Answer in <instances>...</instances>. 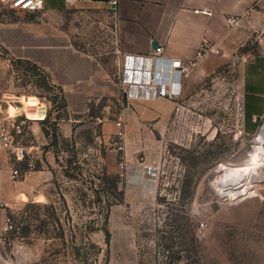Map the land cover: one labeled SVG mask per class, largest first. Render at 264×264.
<instances>
[{
    "label": "rangeland",
    "instance_id": "374dc122",
    "mask_svg": "<svg viewBox=\"0 0 264 264\" xmlns=\"http://www.w3.org/2000/svg\"><path fill=\"white\" fill-rule=\"evenodd\" d=\"M43 10L0 0L3 112L31 95L46 107L44 118L22 112V161L0 146L9 159L0 264H264V166L232 192L217 184L221 165L250 162L264 125L246 114L243 94L257 75L242 58L257 53L256 34L188 61L179 96L125 103L113 13ZM37 42L57 47L60 71L71 50L88 58L98 84L70 106L64 72L49 69ZM11 167L22 174L12 178Z\"/></svg>",
    "mask_w": 264,
    "mask_h": 264
},
{
    "label": "crops",
    "instance_id": "0c3cea01",
    "mask_svg": "<svg viewBox=\"0 0 264 264\" xmlns=\"http://www.w3.org/2000/svg\"><path fill=\"white\" fill-rule=\"evenodd\" d=\"M65 7L78 8L90 16L94 13H113L117 25L116 49H120V53H149L156 41L165 44V54L181 56L188 62L194 59L205 38L226 51V47L237 41L243 45L250 35L256 34L257 53L251 58L250 52L242 54V58H246L244 65L257 67L256 79L252 81L256 85L247 80L243 94L249 100L246 114L251 121H258L264 115V0H45L40 10L57 12ZM229 17H237V23L229 24ZM31 28L33 36L40 34L35 25ZM32 46V50H37L36 53L46 62H51H48L50 70L58 75L64 72L65 79L58 81L66 90L70 106L74 104L76 94L89 92L93 85L98 84L88 58L71 50L73 60L69 61L68 54H64L66 61L63 71H60L58 64L62 65V62L57 56V47L40 42ZM52 57L55 62L50 60ZM120 59L121 54L118 62ZM82 86L86 89H80ZM252 126L255 127V124ZM8 165V157L0 151V188L8 178ZM41 171L37 170L33 176L39 177ZM27 180L28 174L22 181Z\"/></svg>",
    "mask_w": 264,
    "mask_h": 264
},
{
    "label": "built area",
    "instance_id": "2783aa9c",
    "mask_svg": "<svg viewBox=\"0 0 264 264\" xmlns=\"http://www.w3.org/2000/svg\"><path fill=\"white\" fill-rule=\"evenodd\" d=\"M7 6L20 11L34 12L43 8L45 0H2ZM237 17H229V24L237 23ZM120 52V49H116ZM164 43H157L149 53L123 52L120 64V83L129 99L132 98H175L182 92L183 78L188 68L181 56L165 54ZM223 49L205 38L195 53L197 60L211 54L222 53ZM27 117L22 113L13 115L8 110L3 112L0 103V146L9 149L18 161L25 157V147L15 141V135L22 133ZM30 165H32L30 163ZM22 174L18 167H11L10 176L16 178ZM4 202L0 201V207ZM6 225L12 227V220L7 216Z\"/></svg>",
    "mask_w": 264,
    "mask_h": 264
},
{
    "label": "bare ground",
    "instance_id": "6f19581e",
    "mask_svg": "<svg viewBox=\"0 0 264 264\" xmlns=\"http://www.w3.org/2000/svg\"><path fill=\"white\" fill-rule=\"evenodd\" d=\"M11 114L17 115L22 112L32 119L44 118L46 107L40 105L39 99L35 95L28 96L23 108L10 107ZM258 144L251 150L250 162L239 165H221L218 169L219 177L217 184L225 192L236 190L239 185L247 181L257 171L259 167L264 166V125L257 136Z\"/></svg>",
    "mask_w": 264,
    "mask_h": 264
},
{
    "label": "trees",
    "instance_id": "16d2710c",
    "mask_svg": "<svg viewBox=\"0 0 264 264\" xmlns=\"http://www.w3.org/2000/svg\"><path fill=\"white\" fill-rule=\"evenodd\" d=\"M19 59H22V58H19ZM23 60H25L26 62H29V63H30V61H29L28 59H23ZM32 65H33L34 67H36V68H39L41 71H43V69H41V67H40L37 63H33ZM43 130H44V133H45L47 136L50 135V131H49L48 129H46L45 127H43ZM106 232L109 233V230L107 229V227H106Z\"/></svg>",
    "mask_w": 264,
    "mask_h": 264
},
{
    "label": "water",
    "instance_id": "95a60500",
    "mask_svg": "<svg viewBox=\"0 0 264 264\" xmlns=\"http://www.w3.org/2000/svg\"><path fill=\"white\" fill-rule=\"evenodd\" d=\"M153 45L156 46V45H157V42L154 41V42H153ZM123 98H124L125 103H127V101H128V97H127V95H126L125 92H124V94H123Z\"/></svg>",
    "mask_w": 264,
    "mask_h": 264
}]
</instances>
